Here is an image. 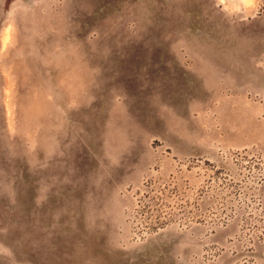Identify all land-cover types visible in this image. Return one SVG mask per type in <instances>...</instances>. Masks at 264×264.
Segmentation results:
<instances>
[{"label": "rangeland", "instance_id": "obj_1", "mask_svg": "<svg viewBox=\"0 0 264 264\" xmlns=\"http://www.w3.org/2000/svg\"><path fill=\"white\" fill-rule=\"evenodd\" d=\"M0 264H264V0H0Z\"/></svg>", "mask_w": 264, "mask_h": 264}]
</instances>
